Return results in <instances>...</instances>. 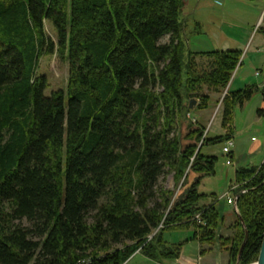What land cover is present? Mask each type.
<instances>
[{"label": "trees", "instance_id": "obj_1", "mask_svg": "<svg viewBox=\"0 0 264 264\" xmlns=\"http://www.w3.org/2000/svg\"><path fill=\"white\" fill-rule=\"evenodd\" d=\"M185 5L0 0V264H125L139 250L153 260L174 258L183 245L167 246L163 231L191 228V240H218L230 264L248 232L239 263L257 261L264 163L236 171V194L246 191L237 200L240 216L232 236L218 237L217 201L199 206L215 194L198 190L201 178L216 174L218 158L202 148L230 136L207 138L197 124L183 145L178 133L191 99H199L195 110L208 108L204 87L227 89L242 51L189 52ZM55 54L69 64L68 85L46 96L47 79L37 70L43 56ZM256 92L229 89L222 101L225 130L235 107ZM187 170L201 177L173 201L174 192L159 180L170 171L184 186Z\"/></svg>", "mask_w": 264, "mask_h": 264}, {"label": "rangeland", "instance_id": "obj_2", "mask_svg": "<svg viewBox=\"0 0 264 264\" xmlns=\"http://www.w3.org/2000/svg\"><path fill=\"white\" fill-rule=\"evenodd\" d=\"M229 3L230 6H228V10L231 12L234 18L229 21H226L225 24H221L219 21L215 22L213 20H208L209 23L205 25V37L201 35L197 36L201 37L202 40L205 41V49H202V47H200L202 50H205V52L221 50L222 48L219 43H217V45H214V43L211 41V34L215 33L218 35L220 31L240 33L245 29L251 27V13L253 12V10L249 8L248 4H251L252 2L250 3L248 0H232L229 1ZM262 5L264 4L262 3ZM262 5L261 7H263ZM221 7L223 6H217V10H214L213 13H217L218 15H220L219 10H223L225 6L223 8ZM189 27L194 35L198 34L200 30H202L196 29L193 24L189 25ZM46 28L48 34L54 40H56V34L52 26L47 23ZM255 45V43L252 44L251 39L247 49H245L246 45L242 47L243 53L250 52L249 54H253L255 52L253 54V58H251V60L254 61V65L251 67V65H249L250 60L248 59L246 61V65L236 73L234 81L231 82V90L238 91L246 88L247 86L257 87L260 84L261 78L255 77L257 67L254 66L257 65V61L262 62L263 57L258 54L259 52L256 50ZM233 46L235 45H231L229 48H235ZM226 48L227 47L224 45L223 49ZM199 61L200 63H207V60L205 59H199ZM163 66L164 63H160V67ZM37 74L38 76H44L47 79L48 87L45 91L46 96H50L52 92L67 89L69 79V64L66 60L60 58V56H58L57 54L43 56L40 60ZM156 90L161 91V88L157 86ZM225 91L223 93H225ZM223 93L215 95L214 93H211L206 87L203 88L200 94L212 95V101L210 102V106L207 110L201 111L196 109L194 111H191V113H187L186 118L181 120V123L178 127V133L182 139L183 145L189 143V140L186 137L190 129L193 126H196L197 124L201 125L200 123H202L205 127L204 136H207V138H215L226 135V130L222 127V101L225 97V94ZM262 102L264 104V96L262 92L258 91L254 94L253 98L245 105L244 109H240L239 106L234 109L233 129L235 141H233V143L234 145H236L234 149V158H231L230 156H227L223 153V148L226 146V141L220 144L205 145L203 147V154L207 156H216L218 160L216 163V174L214 176L209 177L207 180L204 179L203 181H201L198 187L200 193L211 194L214 192L216 193L218 198H220L225 193H227L230 188L235 184V176L237 169L246 167L248 165H255L259 167L263 165L264 154L255 156L249 155V148L252 143H255L252 142V138H254L255 141L264 143V113H258ZM198 103L199 99H197V104ZM190 114L191 117L189 118ZM193 119L195 120V122ZM199 146H201L200 143ZM227 161H231L232 164L228 165ZM188 172L191 174L190 170H187L185 173L187 174ZM181 181L176 182L174 174L169 171L168 174L160 178L159 185L164 186L166 189L173 191V201H177L183 196L185 191L188 189L187 186H190V183L186 182L187 186L180 187ZM190 181L192 182V180ZM212 200V198H205L201 200L199 205H207L211 203ZM226 201L227 200H223V202H217L218 208L221 206V209H219L221 211L222 217L225 216L226 218L225 223H227L230 218H232V220L235 218L233 214V206L229 205ZM22 224L24 226L30 227V224L26 221H22ZM187 238L188 240H191L193 238V232H190L187 229H167L164 230L162 233L163 241L170 245H185L188 242L186 241ZM217 243L220 246L218 240ZM118 248H122V246L118 245ZM187 251L188 254L191 253V249H188ZM225 256L227 257L226 252L220 250L218 246H216V249L207 251L205 253V258L208 262H210V264H224L222 261L225 259ZM172 262L173 260L166 259L165 264H170ZM129 264L158 263L156 261L147 259L144 255H140Z\"/></svg>", "mask_w": 264, "mask_h": 264}, {"label": "crops", "instance_id": "obj_3", "mask_svg": "<svg viewBox=\"0 0 264 264\" xmlns=\"http://www.w3.org/2000/svg\"><path fill=\"white\" fill-rule=\"evenodd\" d=\"M229 1H232V0H186V5H185L183 12H182L181 21L183 23V40L185 41L187 50L189 52H192V53H203V52H205V50H202V49H205V41L202 40L201 37H197V36L201 35V36L205 37V25L209 23L208 20H211V21L213 20L215 22L219 21L221 24H225L226 21H229L232 18H234V16L228 10V6H230ZM249 2L251 3V1H249ZM252 3L248 4L249 8H251L253 10V12L251 13V20H252V24L250 25L251 27H249L248 29H245L244 31H242L240 33L220 31V33L218 35L215 33L211 34V41L214 43V45H217V43H219L220 46L222 47L221 50H223V51H225V50H240V51H242V47H244L245 45H246L245 49L248 48L250 41L252 39V44L253 43L256 44L255 48L259 52L258 54H260L261 57H263L262 62L257 61V65L254 66V67H257L256 71H258L259 69L264 68V53L261 50L264 47V23L260 24L262 14H263V7H261L262 3H255V2H252ZM217 6H219V7L225 6V8L221 7V8H223V10H219L220 15H218L217 13L216 14L213 13L214 10H217L216 9ZM262 6H264V5H262ZM228 11H229V13H228ZM192 24L196 27V29H202L196 35H194L193 32L190 30L189 25H192ZM224 45L227 47L226 49H223ZM229 45L230 46L235 45V46H233L235 48L231 49V48H229L230 47ZM200 47H202V49ZM215 49H218V48H215ZM213 51H217V50H213ZM207 52H211V51H207ZM246 53L247 52H245V53L242 52V57H241L240 63L238 65L237 69L235 70V72L233 73L231 82L234 81V79H235L234 77H235L236 73L238 71H240L242 69V67H244L246 65V61L248 59L250 60L249 65H251V67L254 65V61H252L251 58H253V54L255 52L253 54L252 53L249 54L250 52H248L247 54ZM199 59L200 58H197V61L200 63ZM231 82L228 85L227 90L223 94L226 95L228 93L229 89L231 90ZM231 91H233V90H231ZM258 91H259V89H258ZM214 94L216 95L219 93H214ZM210 96H211V101H212V95H210ZM248 102H245L243 105H238L239 108L244 109L245 105ZM209 106H210V103H209ZM209 106H208V108H209ZM238 106H236V107H238ZM201 111H205V110H201ZM258 113L259 114L264 113L263 102L259 108ZM233 116H234V114H233ZM200 124L204 127V125L202 123H200ZM226 135H229L230 136L229 139H231L232 141H235L233 123H232L231 130L230 131L226 130ZM252 142H255V143H252V145L250 146L249 155L255 156V155L264 154V143L255 141V139L253 140V138H252ZM235 146L236 145H234L232 148V152H231V156H230L231 158H234V156H235V154H234ZM251 167H259V166L248 165V166L243 167V168H251ZM239 169H241V168H239ZM239 169H237V170H239ZM198 177H201V176L191 172V174L189 173L186 182H189L190 186H191L193 183L196 182ZM209 177H211V176L201 178L200 183L204 179L207 180ZM190 180H192V182ZM182 183H183V181L180 183V187L187 186L186 183L184 186H182ZM234 185L236 186V184H234ZM234 185L232 187H234ZM190 186L188 185L187 187L189 188ZM203 194H207V195L215 194V199L212 198L213 200L211 203H209L207 205L203 204V206H208L210 204H214L215 203L214 201L219 202V198L216 195V193L213 192L211 194H208V193H203ZM208 198H211V197H208ZM226 202H228V201H226ZM229 205H231V204H229ZM216 206L218 207V203L216 204ZM219 208L221 209V206ZM233 210H234L233 214H234L235 218L233 220H232V218H230L228 220V222L225 223L226 218H225V216L223 217L222 224L219 227V229L217 230L218 237H220V236L229 237V236L233 235V229H231V226L235 223V220H236V212H235L234 206H233ZM187 230H189L190 232L192 231L193 236H194V230L192 228L187 229ZM186 241H188V242L182 246L180 255L178 257H174V258L164 257V258H161L159 260H153V259L146 257L142 253V251L139 250L125 264H129L130 262H132L134 259H136L140 255H144L147 259L156 261L158 264H165L166 259L173 260V262L170 264H210V262H208L207 259L205 258V252L203 253V251H206V252L211 251L213 249H216V246H218L219 249L221 250L218 243H215L214 244L215 246H214V245L201 244L198 240H188V238ZM167 246L172 247L170 244H168ZM188 249H191L190 254H188V251H187ZM226 255H227V257L225 256V259L222 262L224 264H230L229 253L226 252Z\"/></svg>", "mask_w": 264, "mask_h": 264}, {"label": "built area", "instance_id": "obj_4", "mask_svg": "<svg viewBox=\"0 0 264 264\" xmlns=\"http://www.w3.org/2000/svg\"><path fill=\"white\" fill-rule=\"evenodd\" d=\"M251 2H255V3H263L264 4V0H248ZM264 23V6H263V14H262V18H261V23ZM262 52L264 53V47L261 49ZM255 77L257 78H261V82L260 84L257 86L259 91L262 92L263 96H264V68L263 69H259L258 71H256L255 73ZM191 117V114L189 115V118ZM195 122V120H194ZM254 140V138H253ZM234 146V143L231 139L226 141V146L223 148V153L227 156H231V152H232V148ZM193 160V159H192ZM228 165H231L232 162L231 161H227ZM238 188V185H234V187H231L230 190L225 193L223 196H221L219 198V201H223V200H227L229 204H231L232 206H234L235 203V195H236V190ZM200 214L196 215V219L201 220L200 218ZM162 227V226H161ZM158 231H156L151 237L150 239H152V237L157 233Z\"/></svg>", "mask_w": 264, "mask_h": 264}, {"label": "water", "instance_id": "obj_5", "mask_svg": "<svg viewBox=\"0 0 264 264\" xmlns=\"http://www.w3.org/2000/svg\"><path fill=\"white\" fill-rule=\"evenodd\" d=\"M196 106H197V100L196 99H191L190 102H189V109L191 111H194ZM199 148H200V146L198 147L197 150H199ZM245 192L246 191L243 190V191H241V192H239L238 194L235 195L234 208H235L236 214H238V215H239V209H238V206H237V200ZM247 238H248V232H246V238H245V240H244V242H243V244L241 246L240 253H239V259H240V256L242 254V251H243V248L245 246V243L247 241ZM239 259H238L236 264H240L239 263ZM253 264H264V238H263L262 246H261V249H260L259 257H258L257 261L255 263H253Z\"/></svg>", "mask_w": 264, "mask_h": 264}]
</instances>
